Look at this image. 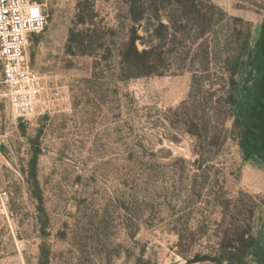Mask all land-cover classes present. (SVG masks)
I'll list each match as a JSON object with an SVG mask.
<instances>
[{
  "label": "rangeland",
  "instance_id": "rangeland-1",
  "mask_svg": "<svg viewBox=\"0 0 264 264\" xmlns=\"http://www.w3.org/2000/svg\"><path fill=\"white\" fill-rule=\"evenodd\" d=\"M187 3L48 0L26 51L45 113L16 117L0 73V264H229L262 231L264 159L244 161L247 103L234 111L223 91L229 54L244 55L239 80L255 76L264 0H197L212 21ZM159 16L167 56L148 75L139 38Z\"/></svg>",
  "mask_w": 264,
  "mask_h": 264
},
{
  "label": "trees",
  "instance_id": "trees-1",
  "mask_svg": "<svg viewBox=\"0 0 264 264\" xmlns=\"http://www.w3.org/2000/svg\"><path fill=\"white\" fill-rule=\"evenodd\" d=\"M142 0H140L141 2ZM167 0H155L156 4L163 3ZM197 0H178V3L185 5V3L191 2L194 6L192 12L193 15L200 18H207L209 21L213 20V17L208 18V14H204L196 5ZM187 3V4H188ZM218 9V6L214 7ZM187 10V9H186ZM220 10V9H219ZM223 15H226L220 10ZM188 12V11H187ZM157 21V29H148L145 34L150 38V42H147L144 37H140L139 41L143 45L142 52H138L143 58V67L146 69L148 75H163V72L157 70V66L153 63V59L156 57L160 61H164V57L167 56V52H164L165 42L170 36V25L164 23V19L160 16L155 18ZM136 21H143V18H138ZM241 23L243 20L237 19ZM250 26V24H247ZM189 29L187 26L183 28L184 34ZM165 31V33H164ZM186 31V32H185ZM194 31H192L193 33ZM178 33V32H176ZM208 35V30L201 29L197 36L205 38ZM252 36V28H249L247 34V41L245 48L242 52L248 50L250 38ZM164 42L157 44V42ZM157 44V45H156ZM223 51V49H222ZM189 57L191 53L187 54ZM230 54L225 62L227 68L225 69L226 75L229 77L228 85L223 91L227 106L231 107L234 111H237L244 102L247 103V109L243 118L237 117L235 122L236 132L238 133V145L242 152L244 161L246 162H259L264 159V32L261 36L257 52L255 55V76L252 81L244 83L243 80H239L245 70L246 63L244 62V55L240 57L230 58ZM209 71V70H208ZM197 78V74H196ZM257 235L252 232L243 234L241 239L236 241V245L230 247L232 251L241 256H236L234 260L229 264H249L254 262L255 264H264V242L263 232L264 223ZM204 261H211L216 264H223L224 262L220 258H206L203 260H191L187 264H194Z\"/></svg>",
  "mask_w": 264,
  "mask_h": 264
},
{
  "label": "built area",
  "instance_id": "built-area-1",
  "mask_svg": "<svg viewBox=\"0 0 264 264\" xmlns=\"http://www.w3.org/2000/svg\"><path fill=\"white\" fill-rule=\"evenodd\" d=\"M49 21L48 0H0V73L16 117L28 120L45 113L43 77L27 58L34 35L43 33Z\"/></svg>",
  "mask_w": 264,
  "mask_h": 264
},
{
  "label": "crops",
  "instance_id": "crops-1",
  "mask_svg": "<svg viewBox=\"0 0 264 264\" xmlns=\"http://www.w3.org/2000/svg\"><path fill=\"white\" fill-rule=\"evenodd\" d=\"M218 7L226 10H230L231 4L242 0H212Z\"/></svg>",
  "mask_w": 264,
  "mask_h": 264
}]
</instances>
